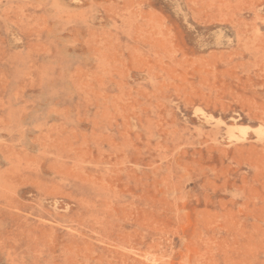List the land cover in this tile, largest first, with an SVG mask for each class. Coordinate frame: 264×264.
<instances>
[{"label": "rangeland", "instance_id": "obj_1", "mask_svg": "<svg viewBox=\"0 0 264 264\" xmlns=\"http://www.w3.org/2000/svg\"><path fill=\"white\" fill-rule=\"evenodd\" d=\"M0 264H264V0H0Z\"/></svg>", "mask_w": 264, "mask_h": 264}, {"label": "bare ground", "instance_id": "obj_2", "mask_svg": "<svg viewBox=\"0 0 264 264\" xmlns=\"http://www.w3.org/2000/svg\"><path fill=\"white\" fill-rule=\"evenodd\" d=\"M208 119H210V118H208ZM261 130V129H260ZM227 132H228V130H226Z\"/></svg>", "mask_w": 264, "mask_h": 264}]
</instances>
